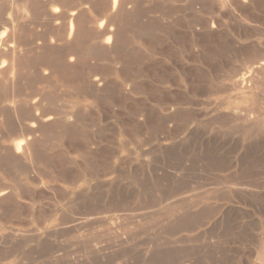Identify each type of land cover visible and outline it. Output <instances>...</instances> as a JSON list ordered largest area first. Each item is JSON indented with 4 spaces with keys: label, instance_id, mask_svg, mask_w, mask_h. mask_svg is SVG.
Here are the masks:
<instances>
[{
    "label": "rangeland",
    "instance_id": "obj_1",
    "mask_svg": "<svg viewBox=\"0 0 264 264\" xmlns=\"http://www.w3.org/2000/svg\"><path fill=\"white\" fill-rule=\"evenodd\" d=\"M5 2L45 102H0V264H264V0ZM76 8L93 53L121 24L97 59L67 54Z\"/></svg>",
    "mask_w": 264,
    "mask_h": 264
},
{
    "label": "bare ground",
    "instance_id": "obj_2",
    "mask_svg": "<svg viewBox=\"0 0 264 264\" xmlns=\"http://www.w3.org/2000/svg\"><path fill=\"white\" fill-rule=\"evenodd\" d=\"M1 1V0H0ZM3 1H7V0H3ZM16 1V0H15ZM22 1V0H21ZM24 1V4H25V8L27 7V9L30 7L32 9H37V3L35 2V0H23ZM126 0H112V11H115L118 6H120V4L123 5V3L125 2ZM131 1V0H130ZM18 2V1H17ZM62 2V1H61ZM129 2V1H128ZM10 2L8 3H4L3 5L0 4V55H2V57H8L9 60L7 59V61H9L8 63L6 64H2L0 63V86L3 87V89L1 91H4V93H0V102H2L5 107H8L10 108L11 112L14 113V115L16 116L17 120L20 119V113H22V109L24 107H26V109L28 110H32V109H35V108H38L40 106V103H41V95L40 97H22V94H21V91L18 89V79L19 77H22L21 73L23 72V68H28V67H31V65L33 64H30L28 62V60L25 58H23V53L28 51V47H26V42L24 41L25 39V36H17V24L15 23V21L13 20V18L11 17V14L8 13V9L11 7L13 8L12 6H10L11 4H9ZM13 3V2H12ZM133 4V3H132ZM41 5V4H40ZM60 5V4H59ZM58 5V6H59ZM64 6V4H63ZM16 7V6H15ZM22 7V6H21ZM20 8V7H18ZM56 8V7H55ZM31 10V9H30ZM33 10V12H34ZM11 11V10H10ZM9 11V12H10ZM21 11V10H20ZM23 11V9H22ZM25 11V10H24ZM35 11H38L35 10ZM13 12V11H12ZM32 12V11H31ZM111 12V11H110ZM18 13V12H17ZM21 14V13H20ZM24 14V12H23ZM22 14V15H23ZM26 14V13H25ZM28 14V13H27ZM29 15V14H28ZM33 15V14H32ZM115 15V13H114ZM19 16V15H18ZM24 16V15H23ZM111 17H107L108 19V22H107V19L103 20L102 21V24H104V21L105 23L107 22V26H105L106 28L104 29L103 33L101 32V36L103 34H107V37L104 39V44L107 46L106 49L103 48L101 49L100 51H96L93 53L91 51L88 50V48L86 47V41H87V31L85 29V25L83 26L82 22L80 21V10L79 9H73L71 12H70V35L74 32L75 34V37H74V42L76 43L77 46H74L71 47L68 51V56H71L72 59L75 60H79V58H84V59H87V58H93V59H97L99 58L98 55H104V54H100V53H105V51L107 49H109L111 46H113V44L115 43V37L117 38V36H119L118 34H120V25H118V21H116V17L114 18L112 15H110ZM59 17V15H58ZM55 18V17H54ZM69 18V17H68ZM82 18H86V16L84 15V17ZM81 18V19H82ZM25 20V17L23 18ZM22 19V20H23ZM23 20V21H24ZM27 20V18H26ZM88 20V19H87ZM120 20V19H119ZM17 21V20H16ZM28 21V20H27ZM86 21V20H85ZM89 21V20H88ZM22 22V21H21ZM41 23V22H40ZM84 23V22H83ZM87 23V21H86ZM85 23V24H86ZM21 24V23H20ZM30 24V23H29ZM23 26V25H22ZM24 27V26H23ZM104 28V26L102 27ZM19 29V28H18ZM23 29V28H22ZM25 30V29H24ZM94 30V29H93ZM26 31V30H25ZM26 34V33H25ZM33 34V33H32ZM93 34V33H92ZM91 34V35H92ZM99 34V33H98ZM90 35V34H89ZM122 35V34H121ZM120 35V36H121ZM101 36H99L101 38ZM93 37V36H92ZM91 37V39H92ZM68 38V37H67ZM89 38V37H88ZM58 39V38H57ZM60 40H65V38H59ZM90 39V38H89ZM98 38H96L97 40ZM114 39V40H113ZM122 40V39H121ZM98 41V40H97ZM66 42V41H65ZM88 42V41H87ZM114 42V43H113ZM119 42V41H118ZM91 43V42H89ZM33 47L34 48H39L41 47V42H38V41H34L33 43ZM47 44V43H46ZM100 44V43H99ZM103 44V45H104ZM118 44V43H117ZM102 45V43H101ZM65 46V45H64ZM68 46V44H67ZM88 46V45H87ZM33 48V49H34ZM68 48V47H67ZM31 49V48H30ZM63 50V49H62ZM32 52V51H31ZM30 52V53H31ZM5 55V56H3ZM28 56V55H27ZM45 56V55H44ZM42 57V56H41ZM50 57V56H49ZM1 58V57H0ZM35 58V57H34ZM37 58V57H36ZM35 58V59H36ZM40 58V57H39ZM54 58V57H53ZM33 60V59H32ZM41 60V59H40ZM83 60V59H82ZM31 62V60H30ZM81 62V61H80ZM34 63V62H32ZM36 63V62H35ZM64 63V62H63ZM108 64V63H107ZM40 65V66H39ZM39 65H36V68L38 67H46L47 69L50 68L51 70L55 71L53 68L54 66H57V65H54V63L51 61V58L50 59H46V57L44 59H42L39 63ZM90 65V64H89ZM88 66V65H87ZM33 68L35 67L32 66ZM53 67V68H52ZM62 67V66H61ZM44 68V69H46ZM92 68V67H91ZM40 69V68H39ZM64 69V68H63ZM73 69V68H72ZM75 69V67H74ZM22 70V72H21ZM32 70V69H30ZM66 70V69H64ZM57 71V70H56ZM62 71V70H60ZM68 71V70H67ZM40 72V71H39ZM47 72V71H46ZM45 72V73H46ZM73 72V71H72ZM77 72V71H76ZM38 74V73H37ZM21 75V76H20ZM24 75V74H23ZM45 75V74H44ZM48 78V77H47ZM242 78L243 80L245 79V74L242 75ZM241 78V79H242ZM49 79V78H48ZM98 79V78H96ZM22 80V79H21ZM76 80V79H75ZM20 81V79H19ZM40 81V80H39ZM72 81V80H71ZM239 81V80H238ZM38 82V81H37ZM44 82V81H43ZM96 82V81H95ZM23 83V82H22ZM28 85V83H27ZM30 85V84H29ZM65 87V85H62ZM1 87V88H2ZM29 87V86H28ZM21 88V87H20ZM45 88V87H44ZM23 89V88H21ZM45 90V89H44ZM0 91V92H1ZM38 91V90H37ZM35 91V92H37ZM34 92V93H35ZM83 92V91H82ZM86 92V91H85ZM47 93V92H46ZM36 94V93H35ZM34 94V95H35ZM38 94V93H37ZM45 94V93H44ZM45 97V96H44ZM43 97V100L42 102L44 101V99L46 100V97L44 98ZM50 98V97H49ZM48 100V99H47ZM45 102V101H44ZM43 102V103H44ZM54 102V101H53ZM43 103H41L42 105L41 106H44ZM57 103V102H56ZM1 104V103H0ZM52 104V103H51ZM3 106L2 104L0 105V107ZM44 108V107H42ZM46 108V107H45ZM1 109V108H0ZM25 109V110H26ZM41 109V107H40ZM4 110V109H1V111ZM5 110H8V109H5ZM4 110V111H5ZM43 110L41 109V112ZM57 111V110H56ZM44 112V111H43ZM51 113H53L54 115L56 113L52 112L50 110ZM34 113V112H33ZM44 113H47V112H44ZM60 113V112H59ZM70 113V112H69ZM37 114V113H36ZM71 114V113H70ZM23 115H24V112H23ZM66 115V114H65ZM72 115V114H71ZM43 114L40 116H35V122H33L32 124L28 125L29 128H34L32 130L34 131H38L36 130V127H38V125L40 124L41 125V122L44 121V120H51L53 119V116H50L46 119H43L42 118ZM22 117V116H21ZM69 117V116H68ZM2 118V117H1ZM15 118V117H14ZM66 119L67 118V115L65 116ZM64 120V119H63ZM21 120H19L20 122ZM54 121V120H53ZM56 122V121H55ZM39 125V126H40ZM22 126V125H21ZM26 126V124H25ZM27 128V126L25 127V129ZM19 130V129H17ZM29 130V129H28ZM27 132L30 133V130ZM33 131V132H34ZM23 132V131H22ZM41 132V131H40ZM26 133V132H25ZM32 133V131H31ZM22 134V133H20ZM24 134V133H23ZM35 135V134H34ZM32 149V140H31V137L28 136V137H25L23 136L21 139L19 138V141H17L16 145H15V151L16 153L20 154L21 157L24 159V160H28L30 158V156L32 155L31 150ZM36 153V152H35ZM31 160V159H30ZM26 162V161H25ZM46 165V164H45ZM40 171V170H39ZM7 193V192H6ZM3 193H0V196H2ZM165 208V207H164ZM91 218H87V220L89 221ZM83 222H81L82 224ZM86 223V222H85ZM78 224V223H77ZM84 224V223H83ZM79 226V225H78ZM112 227V225H111ZM114 227V226H113ZM36 231V230H35ZM21 235H24V234H21ZM38 235V234H37ZM4 238V237H3Z\"/></svg>",
    "mask_w": 264,
    "mask_h": 264
}]
</instances>
